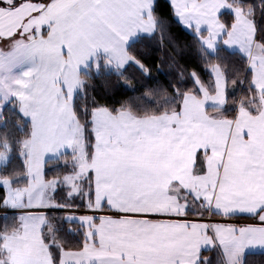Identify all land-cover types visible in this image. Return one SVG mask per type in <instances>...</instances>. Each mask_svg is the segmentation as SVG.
Segmentation results:
<instances>
[{"label": "snow or ice", "instance_id": "obj_1", "mask_svg": "<svg viewBox=\"0 0 264 264\" xmlns=\"http://www.w3.org/2000/svg\"><path fill=\"white\" fill-rule=\"evenodd\" d=\"M157 2L140 0L147 6L144 11L136 0H0V45H8L0 47V90L19 87L16 95L35 97L39 118L34 117V135L80 153L63 184L57 178L50 182L52 202L29 205L64 212L67 223L81 225L80 247L59 249L52 264H184L189 259L184 253L195 252L210 239L231 251L235 261L243 241L264 236V196L252 198L246 191L258 185L264 192V132L252 126L238 129L233 122L225 137L222 125L206 119L200 104L187 96L176 113L158 120L82 107L87 116L83 128L79 115H73L74 103H66L72 65L63 56L74 54L79 60L100 47L118 51L129 30L140 27L152 34L153 21L145 20ZM169 3L186 27L199 20L194 0ZM35 17L44 19L31 23ZM225 44H238L244 52L246 37ZM18 66L26 67L13 75ZM257 66L264 68V60L249 70ZM61 80L64 88L57 89ZM253 87L260 90L258 83ZM211 103L204 102L205 111ZM80 136L82 148L75 143ZM195 136L200 137L191 158L195 181L179 194L171 188L163 193L155 186L158 164ZM61 187L73 203L55 200ZM171 197L166 206L160 205ZM196 264L207 262L197 258Z\"/></svg>", "mask_w": 264, "mask_h": 264}, {"label": "trees", "instance_id": "obj_2", "mask_svg": "<svg viewBox=\"0 0 264 264\" xmlns=\"http://www.w3.org/2000/svg\"><path fill=\"white\" fill-rule=\"evenodd\" d=\"M253 7L251 16L257 23V41L264 45V0H235L234 4ZM156 31L150 36H141L129 46V54L143 65L144 70L130 63L123 70L108 71L105 67L99 72L92 67L83 71V83L75 99V114L84 126L87 116L82 107L92 112L97 107H106L116 113L126 109L138 117L161 115L178 111L184 93L199 90L193 75L210 91L215 90V83L210 67L218 65L227 82V103L224 114L234 117L238 98L249 107L253 114L261 108V98L251 85L248 60L238 52H232L220 45L214 54L209 53L197 35L186 30L176 19L172 5L168 0H158L152 10ZM221 20L230 29L233 15L224 12ZM182 94V95H178ZM31 122L22 115L14 101L9 102L0 115V154L4 146L11 148L8 162L0 166V211L6 209L7 190L1 183L10 180L12 186L22 187L28 183L27 169L21 156L22 144L31 137ZM90 135V134H89ZM66 153L60 158L49 160L45 165V178H63L71 174L72 163H64L71 156ZM66 165V166H65ZM60 188L55 199L71 204ZM79 203V201H75ZM83 209V207H81ZM64 212H51L47 215L44 226L45 242L49 245L52 258L59 249H77L80 247L81 225L67 223ZM18 220L14 213L0 212V258L3 234L17 229ZM200 258L207 264H219V254L215 249L204 250ZM220 262V261H219ZM2 264H9L3 262ZM243 264H264V252H251Z\"/></svg>", "mask_w": 264, "mask_h": 264}, {"label": "crops", "instance_id": "obj_3", "mask_svg": "<svg viewBox=\"0 0 264 264\" xmlns=\"http://www.w3.org/2000/svg\"><path fill=\"white\" fill-rule=\"evenodd\" d=\"M234 1L235 0H194V12L195 15L199 17V20H193L191 22V26L189 27H186L184 23H181L179 20L178 21L186 30L197 35V37L200 39L201 43L209 53L214 54L218 47L220 45H223L229 51L238 52L245 58L247 57L246 59L248 60L249 70L250 67L255 65L257 61L264 60V45L257 41V23L251 16L252 10L236 6L234 5ZM144 9L145 11H147V6ZM189 11L192 10L190 9ZM224 12H228L233 15L234 21L230 29H228L221 20V14ZM149 20L153 21L151 28L152 34H149L142 27L137 28L135 31L129 30L127 34V39H122L118 51L106 50L105 48L100 47L97 48L90 56L79 60L74 54H65L63 56L64 61L72 65L71 73L68 78V87L71 89V94L66 102L69 107L72 103L75 104L77 93L79 92V89L82 86L83 81L81 80L80 76L82 71L88 70L89 67H93L97 63V61L100 60L103 61V65H101L100 68L110 67L114 68L115 71L123 70L126 66L130 64L129 60H131L133 57L129 54V46L139 37L153 35L156 31V23L152 11L150 16L145 20V23H148ZM225 30L229 32L228 36L223 35ZM245 37L246 44L244 52L241 51V48L238 44H232L230 46H226L225 44L226 40H237L243 39ZM23 70L24 66H18L13 73L18 74L21 73ZM211 73L213 74V77L215 79L214 91L210 92L206 87L199 85V95L193 92H189L185 93L183 96L190 97L196 102H198L200 104L201 112L203 113L206 119H214L217 123H220L222 125V131L225 137L227 136L229 127L232 125L233 122L236 123L238 129L245 126H252L253 128L258 129L260 132H264V68L257 66L255 68V71H250L251 85L253 86L254 83L259 84L260 90H257V88L255 89L257 90L261 98L260 110L257 114H252L250 111L243 108L241 110L244 111L240 115L238 114L237 117H228L223 113L227 101V83L223 72L218 66H213L211 67ZM56 87L57 89H63V80L58 81ZM63 94L64 93L61 92V95ZM206 100H210L212 101V103L205 111L203 105ZM8 103L9 102H0V115L4 107ZM95 109L108 111L116 116H119L121 113H125L130 115L131 117H134L136 120L141 121L158 120L161 117L168 116L177 112L175 111L164 113L161 115L138 117L126 109H121L116 113L103 106L97 107ZM35 115H38L36 111ZM73 115L75 116L76 114L73 113ZM78 123L80 124L81 128L84 127L79 121ZM32 136L33 133H31V137ZM40 140L43 143V149H35V152L38 154V159L35 160V157L32 158L31 166L30 162L29 164L27 162L28 158L23 159L27 169V185L22 187H16L28 189L29 187H31L33 181L35 180L38 181L36 182L38 185V189L36 190L37 194H39V189L41 186H43V184L53 180H47L45 178L46 162L49 160L58 159L66 153H71L72 155H74L73 153H75L73 149L69 148L66 143L54 141L48 136H42ZM77 140L78 138L76 139V144ZM78 142L79 146L83 147V136L82 139H79ZM199 143V136L193 137L190 141L186 140L182 146H179L175 151L171 152L166 159L162 160L158 164L155 177V186L159 188L163 193H167L169 188H171L174 193L179 194L181 187L191 186L193 184L196 178L192 176L191 158L195 153L196 147L199 146ZM74 157L76 158V155H74ZM209 166L210 169L214 170V164L212 162L211 157H209ZM200 170V167L196 169L197 172H200ZM176 179H179L181 181V184L174 185L172 181ZM6 190L8 189L6 188ZM246 191L247 194H249L252 198H260L261 196H264V192L259 189L258 185H249ZM174 198L175 197L162 199L160 201V205L166 206ZM189 199H191V197H189ZM237 219L246 222V218ZM242 245L243 246L238 250L239 258L235 261L233 260L232 252L226 250L225 247L216 242L215 239H212V244L208 249H202L201 252L204 250L215 249L218 254L221 253L220 255L224 258L225 264H242L247 254L251 252H264V236L257 235L253 239L243 241Z\"/></svg>", "mask_w": 264, "mask_h": 264}, {"label": "rangeland", "instance_id": "obj_4", "mask_svg": "<svg viewBox=\"0 0 264 264\" xmlns=\"http://www.w3.org/2000/svg\"><path fill=\"white\" fill-rule=\"evenodd\" d=\"M136 3L138 9H143L145 11L144 8L146 7V5L141 4L140 0H136ZM238 3L239 2L237 1V3H235L234 5L239 6L241 8L243 7L245 9H251L252 10L251 14L253 13L252 6L240 5ZM43 19H44L43 17H35L33 18V21L31 23L39 24L43 21ZM5 46L6 44L0 45V47H5ZM134 64L140 69L144 70L143 65L140 64L138 61L134 62ZM101 65H103L102 60L97 61V63L92 68L94 69V71L99 72L101 70L100 69ZM213 66H218V65H213ZM25 67L26 66H24V69ZM211 67H210V71H211ZM106 70L112 71L115 69L109 67L106 68ZM21 73L18 74L13 73V75L18 76ZM193 78L197 86L202 85L200 83L199 78L196 75H193ZM81 80L83 81L82 76H81ZM214 83H215V79H214ZM17 91H19V87L9 89L6 86L5 90H0V102L14 101L15 105H18V108L21 111L22 115L25 116L31 122L33 136L29 137L27 140L23 142L22 150H21V155L23 159L28 158L27 162L28 164L30 162V166H31L32 158L35 157V160L38 159V154L35 152V149H43L42 148L43 143L40 140L42 136L37 137L34 135V132L36 131L34 125V117L38 119V115H35V97L28 95L27 93H24L22 96L16 95ZM243 108L251 112L249 107L245 106L244 103H241V98L239 97L236 106V113H234V117H237L238 114L240 115L244 111L241 110ZM79 139H82V136L78 137L76 145L79 148H82L79 146V142H78ZM10 151L11 148L8 145H5L3 152L0 154V166L5 165L8 162L11 153ZM75 153L73 154L76 155V158L74 157V155H71L64 161V163H72V164L79 163L80 153L79 151H76ZM59 179L63 184L64 178L63 179L59 178ZM52 181L53 180L43 184V186H41L39 189V194H37L36 190L38 189V185L36 182L38 181L34 180L31 187L26 189V188H16L12 186L10 180H6V179L2 180L3 186L5 185L4 187H6L8 190H7V198L5 201L6 209L0 212L4 214H10V213L16 214L18 220V226L16 230L10 233L3 234V244L1 247L2 258H0V264H2L3 262H8L9 264H52V256L49 250V245L45 242L44 226L46 225L47 222L48 213L51 212L55 213V211H48L47 208L29 207L30 204H38V203L49 204L52 202V199L50 198L52 197L53 184L50 183ZM55 200L58 201L57 199ZM81 211H83V209H81ZM211 244H212V239H210L208 244L197 246L195 252L184 253L185 257H189V259H185L184 264H196V259L199 258L201 250L208 249L211 246ZM220 254L218 258V263L225 264V260ZM64 259L65 261L69 259V252L64 253Z\"/></svg>", "mask_w": 264, "mask_h": 264}, {"label": "built area", "instance_id": "obj_5", "mask_svg": "<svg viewBox=\"0 0 264 264\" xmlns=\"http://www.w3.org/2000/svg\"><path fill=\"white\" fill-rule=\"evenodd\" d=\"M240 222L244 223L245 221H240Z\"/></svg>", "mask_w": 264, "mask_h": 264}]
</instances>
